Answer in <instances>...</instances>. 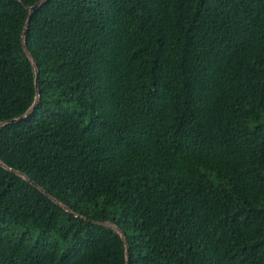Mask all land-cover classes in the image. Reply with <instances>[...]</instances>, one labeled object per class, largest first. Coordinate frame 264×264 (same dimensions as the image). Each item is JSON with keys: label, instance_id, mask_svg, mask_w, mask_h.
<instances>
[{"label": "trees", "instance_id": "16d2710c", "mask_svg": "<svg viewBox=\"0 0 264 264\" xmlns=\"http://www.w3.org/2000/svg\"><path fill=\"white\" fill-rule=\"evenodd\" d=\"M38 1L0 0V264H264V0Z\"/></svg>", "mask_w": 264, "mask_h": 264}, {"label": "water", "instance_id": "95a60500", "mask_svg": "<svg viewBox=\"0 0 264 264\" xmlns=\"http://www.w3.org/2000/svg\"><path fill=\"white\" fill-rule=\"evenodd\" d=\"M45 0H40V1H38L34 6H32V7H30L29 8V18L31 17V15L40 7V5L44 2ZM24 47V50H25V53L27 54V56L31 59V61H32V63H33V66L35 67V64H34V60L30 57V55L28 54V52H27V50L25 49V46H23ZM37 83H38V74H37V71H36V69H35V85L37 86ZM34 108V104L32 105V107L30 108V110L26 113V115H24V116H22V117H20L19 119H15V120H11L10 122H16V121H18V120H22V119H24L26 116H27V114L32 110ZM10 171H12V170H10ZM16 174H18V175H20L19 173H17L16 172ZM23 178L25 179V180H27V181H29L27 178H25L24 176H23ZM33 184V183H32ZM34 185V184H33ZM121 235V237L123 238V234L121 233L120 234ZM126 248H127V245H126ZM127 259H128V257H127Z\"/></svg>", "mask_w": 264, "mask_h": 264}, {"label": "rangeland", "instance_id": "374dc122", "mask_svg": "<svg viewBox=\"0 0 264 264\" xmlns=\"http://www.w3.org/2000/svg\"><path fill=\"white\" fill-rule=\"evenodd\" d=\"M105 225L108 226V227L113 228L116 232H118L119 234H121V233L119 232V230H118L114 225H111V224H109V223H107V224H105Z\"/></svg>", "mask_w": 264, "mask_h": 264}]
</instances>
